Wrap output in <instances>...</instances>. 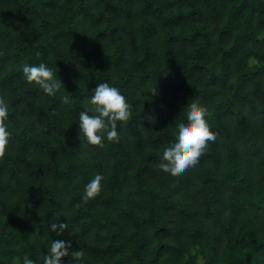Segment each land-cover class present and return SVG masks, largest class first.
<instances>
[{"label":"trees","instance_id":"1","mask_svg":"<svg viewBox=\"0 0 264 264\" xmlns=\"http://www.w3.org/2000/svg\"><path fill=\"white\" fill-rule=\"evenodd\" d=\"M40 62L55 96L23 77ZM102 82L132 116L85 147L78 114ZM0 95V264H43L52 239L83 264H264V0H0ZM193 97L215 139L172 173L158 152Z\"/></svg>","mask_w":264,"mask_h":264},{"label":"clouds","instance_id":"2","mask_svg":"<svg viewBox=\"0 0 264 264\" xmlns=\"http://www.w3.org/2000/svg\"><path fill=\"white\" fill-rule=\"evenodd\" d=\"M23 77L28 83H35L48 96H55L64 87L57 73L45 62L38 64H24ZM65 88V87H64ZM67 101L68 97H63ZM89 107L78 114V130L83 137L84 146H103L104 141L119 142L117 122H127L132 116V105L119 88L108 82L98 83L88 98ZM187 119H175L172 136L165 142L158 152L157 164L161 169L172 173H179L198 162V158L207 148L208 142L215 139L207 122L208 110L198 98L187 100L184 105ZM92 113V114H90ZM9 118V102L4 95H0V154L9 145L11 132L7 123ZM103 173L97 172L93 178L83 186L82 201L95 198L101 191ZM65 223H51L53 232H64ZM70 241L52 239L44 255L43 264H64L62 258H75L72 264H83V250L72 251ZM17 260L20 258L17 257ZM22 264H36V261L24 255Z\"/></svg>","mask_w":264,"mask_h":264}]
</instances>
